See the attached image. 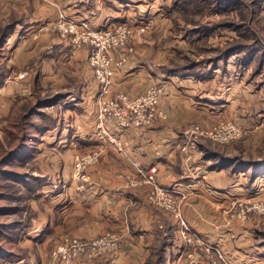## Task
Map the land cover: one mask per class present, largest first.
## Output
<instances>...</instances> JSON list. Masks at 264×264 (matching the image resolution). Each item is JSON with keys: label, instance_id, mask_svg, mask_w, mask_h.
<instances>
[{"label": "rangeland", "instance_id": "1", "mask_svg": "<svg viewBox=\"0 0 264 264\" xmlns=\"http://www.w3.org/2000/svg\"><path fill=\"white\" fill-rule=\"evenodd\" d=\"M80 1L68 0L65 5L59 6L53 2L56 8L54 16H39L33 0H0V23L15 24L12 33L0 48V158L25 136L21 151L1 166L8 172L27 174L24 180H15L0 172V191H4V196L6 195L0 196V206H6L3 209L1 207L3 213H0V225L16 224L5 229V232L0 229V244L4 248L0 253V264H65L54 255L59 244L55 245L57 235L46 233L38 237L39 240L34 239L36 229L41 230L40 226L44 224L45 218L42 206L37 204L41 197L34 199L33 195L37 194L38 189L35 187L40 180L36 177L40 175V181L48 179L46 175L51 172V163L61 161V154L57 151L54 156L45 145L50 141L48 132L52 129L56 131L61 126L59 120L66 108L64 100L69 102L71 99L67 96L53 104L38 107L26 123L16 119L23 104L25 106L29 102L60 93L66 94L68 91L78 93L84 83L85 77L72 74L79 66L80 57L77 60L56 59L57 50L47 49L48 42L41 36L49 33L70 41V36L62 35L53 22L61 11L71 17L87 20L92 26L99 28L128 23L133 30L130 45L134 46L129 55L136 51V36L152 38L155 41L154 50L160 47L165 54L166 62L161 64L165 73L190 76L192 86L184 93H189L194 101L204 99L211 105L191 111L192 121L186 132L193 141L192 147L203 151L206 160L209 159V166L219 160V156H209L212 152L243 159L241 163L227 162L214 169L227 168L231 175L238 173L248 186L256 180L258 192L264 184V166L256 169L250 162L264 157V0H88L90 6L81 8L96 14L94 19L78 16L80 11L76 9L80 8ZM45 17L48 21H42ZM32 18L37 19V26H22ZM47 22H51L50 29H47ZM99 24L103 26H97ZM137 25H143L145 29L137 30ZM19 43L25 45L24 50H15V44ZM84 46H87L89 53L90 46L85 44L80 48ZM85 57L87 60L81 65L90 66L93 70L88 56ZM25 71V75L19 77ZM115 90L124 89L113 87V93ZM99 96L100 92L96 100L97 110ZM164 111L166 113L165 109ZM25 124L26 128L21 130ZM201 143L209 151L202 149ZM88 169H85L86 177L79 176L75 160L74 175L79 180H88ZM12 180L14 181L10 182ZM157 181L159 182L158 179ZM146 186L147 200L168 213L175 222L177 231L165 238L169 243L166 251L171 245L176 246L177 257L174 264H190L191 259L194 260L193 264H230L225 251L218 244L224 260L215 252L208 251L205 244L196 239L193 243L187 242L179 220L172 212L150 199L151 185ZM176 187L186 192V197L180 203L182 215L186 219L183 206L190 188ZM44 204L42 205L45 206ZM222 210H226L231 219L249 224L254 233V243L260 245V250L264 252V195H235ZM186 221L205 242L216 244L210 242L187 219ZM118 232L122 234L123 242L124 235ZM72 235L74 234L66 233L61 237ZM191 235L197 238L195 233ZM166 255L167 252L165 264Z\"/></svg>", "mask_w": 264, "mask_h": 264}, {"label": "crops", "instance_id": "2", "mask_svg": "<svg viewBox=\"0 0 264 264\" xmlns=\"http://www.w3.org/2000/svg\"><path fill=\"white\" fill-rule=\"evenodd\" d=\"M66 1L33 0V5L39 16H54L53 2L59 6L65 5ZM87 1L79 2L78 16L94 19L96 14L81 8L90 6ZM47 17L42 21H48ZM36 20L32 18L22 26H37ZM41 36L48 42L47 49L57 50L56 59L77 60L80 57L79 66L72 74L85 77V80L78 93L68 91L61 98L69 96L71 100H64L66 108L59 120L60 128L48 132L51 142L48 140L47 143L51 146H45L54 156L58 151L61 161L51 163V172L46 175L48 179L40 181L41 176L36 177L40 180L33 198L41 197L37 204L42 206L45 220L41 230L36 229L34 239L46 233L57 235V245L62 234L94 237L107 229H115L124 235L118 254L80 258L72 264H146L153 246L161 238L175 234V222L168 213L147 200V186L127 185L125 174L133 172V166L114 144L104 142L98 135L96 100L101 87L92 68L81 65L89 54L87 46L73 51L67 38L49 33ZM154 43L152 38L139 35L134 38L135 53L129 55L130 52L125 54L116 50V57L124 54L129 58L116 69L114 88L137 94L153 84H163L165 91L161 105L167 116L149 126L121 128L111 122L109 128L120 136L124 146L142 165L157 167V179L161 184L190 188L183 206L186 219L225 251L230 264H264V252L254 243L249 224L231 219L226 210H222L235 195H264V184L258 192L256 180L248 186L238 173L231 175L227 168L210 167L203 151L192 147L193 141L186 132L192 121L191 111L205 109L210 104L204 99L194 101L189 93H184L192 86L190 76L165 73L161 68L166 62L165 54L160 47L154 50ZM24 47L22 43L15 44L16 51L24 50ZM99 149V160L87 166L88 180H79L74 175L75 160L79 155ZM166 252V264H174L176 246L171 245Z\"/></svg>", "mask_w": 264, "mask_h": 264}, {"label": "built area", "instance_id": "3", "mask_svg": "<svg viewBox=\"0 0 264 264\" xmlns=\"http://www.w3.org/2000/svg\"><path fill=\"white\" fill-rule=\"evenodd\" d=\"M56 19L53 21L55 27L62 35L70 36L69 42L73 51L85 44L90 46L88 61L101 86L97 110L98 135L104 142L114 144L133 166L134 171L125 175L127 185L142 187L150 184V199L175 215L181 224L186 241L193 243L196 239L205 244L208 251L215 252L219 258L224 260L223 253L217 244L205 242L198 232L188 226L180 209V203L186 197V192L176 186L161 185L156 179L157 167L142 165L124 146L120 136L109 128L108 124L111 122L121 128L147 126L166 116L161 106V97L165 91L163 84H153L137 95L128 94L124 90H115L113 93L116 68L123 64L127 57L123 54L118 57L120 59H116L115 52L120 50L126 54L134 49V46L130 45L133 30L126 22L112 27H94L87 20L71 17L63 11ZM46 25L47 29L52 27L51 22H47ZM138 26L142 27L138 28ZM136 29L144 30L145 28L143 25H137ZM25 73L26 71L21 72L19 77H23ZM100 152V149L94 150L90 154L77 157L76 171L80 173L79 176H87L85 169L90 163L99 160ZM190 232L195 233L197 238ZM122 237V234L114 230H105L93 238L76 235L64 236L55 248L54 255L65 264H70L80 258H93L102 254L116 255L122 248ZM189 263L193 264L194 260L191 259Z\"/></svg>", "mask_w": 264, "mask_h": 264}, {"label": "trees", "instance_id": "4", "mask_svg": "<svg viewBox=\"0 0 264 264\" xmlns=\"http://www.w3.org/2000/svg\"><path fill=\"white\" fill-rule=\"evenodd\" d=\"M224 1H227V0H224ZM228 1L233 2L234 0H228ZM220 7H222V5ZM223 9H225V8H223ZM18 22L19 21H17V23ZM14 25L15 24L12 22H9L6 24L0 23V48L2 47V45L4 44V42L6 41L8 36L12 33V31L14 29ZM241 26L244 27L243 25H241ZM63 95H65V94L60 93V94H56V95L49 97V98H46V99L42 98L40 100H37L36 102L33 101L34 103L29 102V104L25 105V106L23 104V107H21V110H20L18 117L16 119H18V121H20V122L22 121V123H26L28 121L29 116L34 114L38 110V107L43 106V105L53 104L57 100L61 99L63 97ZM25 128H26V124L23 125V128H21V130H24ZM19 130H20V128H19ZM9 133L13 137H16L13 132L10 131ZM24 140H25V136L23 135L20 138V143H18L13 148L5 151L3 156L0 158V172L3 173L4 175L8 176L9 179L12 178L15 180H24V178L27 175V174H20L17 172L14 173V172L5 171V169L2 168V166H1L2 164L7 162L8 160H10L12 157H14L19 151H21V149L23 148V144H24L23 141ZM201 148L204 150L207 149L209 151V149L207 147H205V145L203 143H201ZM209 156L210 157L211 156H219V160H217V162L210 165V167H213V168L215 166H219V165L225 164L227 162L228 163H241V161L243 160V159L241 160V158L229 157V156L221 154L219 152H212L209 154ZM250 162L253 165V167H256V169H259L262 166H264V157L259 159V160H253ZM13 181L14 180H12L10 182H13ZM0 183H1V181H0ZM2 195H3V197H6V195L4 196V191H0V196H2ZM1 207L3 209L6 206L5 205L0 206V213H3ZM10 209H12V208H10ZM13 226H16L15 222L5 223V224L0 225V229H3L2 231L5 232V229L12 228ZM167 245H168V242L165 240V238H161L160 242L157 243L155 246H153V250L151 251L150 255L148 256L146 264H165V252H166ZM3 251H4L3 245L0 244V253Z\"/></svg>", "mask_w": 264, "mask_h": 264}]
</instances>
